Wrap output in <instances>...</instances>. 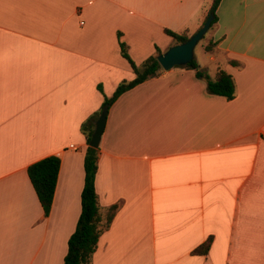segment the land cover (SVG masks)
<instances>
[{
	"label": "crops",
	"instance_id": "crops-1",
	"mask_svg": "<svg viewBox=\"0 0 264 264\" xmlns=\"http://www.w3.org/2000/svg\"><path fill=\"white\" fill-rule=\"evenodd\" d=\"M212 1L0 0V264L64 263L83 123L93 133L105 98L136 76L120 40L140 65L174 45L165 29L194 34ZM216 13L217 45L197 62L232 75L233 99L176 66L110 104L95 188L103 214L118 209L92 264H264V0ZM50 155L61 166L45 215L28 167Z\"/></svg>",
	"mask_w": 264,
	"mask_h": 264
},
{
	"label": "trees",
	"instance_id": "trees-1",
	"mask_svg": "<svg viewBox=\"0 0 264 264\" xmlns=\"http://www.w3.org/2000/svg\"><path fill=\"white\" fill-rule=\"evenodd\" d=\"M222 0H213L209 14H214L211 27L217 22V8ZM205 19V21H206ZM204 21V22H205ZM210 27V28H211ZM166 33L174 39V44L183 43L190 38L187 31L178 33L165 29ZM217 42L210 41L205 50L211 52L216 47ZM121 54L131 64L136 76L132 80H123L119 83L112 97L105 98L104 105L112 104L122 93L137 86L138 84L157 76L162 67L156 55L147 57L142 64L135 63L128 51L126 42L120 40ZM158 54L162 53L160 47L156 46ZM196 69L198 78H203L207 82L208 91L212 94L221 95L228 100L236 96V88L233 77L226 70L219 68L215 77L211 78L204 70H201L197 60L194 58L185 66ZM99 89L102 90L101 85ZM89 120L83 123V131L90 141L92 129L87 131ZM98 148L88 146L85 154V184L81 193L82 210L79 216L75 231L71 234L68 241V250L64 257L63 264H92L93 256L97 250L98 242L102 233L108 229L118 209V204L108 208L105 214L102 213L99 196L95 188V178L98 170ZM61 166V158L58 155H50L39 161L34 162L28 167V175L34 189L38 195L45 215H49L54 193L58 181V174ZM211 240H208L195 249V253H206L210 247Z\"/></svg>",
	"mask_w": 264,
	"mask_h": 264
},
{
	"label": "water",
	"instance_id": "water-1",
	"mask_svg": "<svg viewBox=\"0 0 264 264\" xmlns=\"http://www.w3.org/2000/svg\"><path fill=\"white\" fill-rule=\"evenodd\" d=\"M214 14H209L203 25L183 42L170 46L167 50L157 55L159 64L164 70H170L176 66H185L195 58V48L200 40L208 33ZM110 108V103L104 105L96 121L95 129L89 141V145L98 148L106 126V120Z\"/></svg>",
	"mask_w": 264,
	"mask_h": 264
},
{
	"label": "rangeland",
	"instance_id": "rangeland-1",
	"mask_svg": "<svg viewBox=\"0 0 264 264\" xmlns=\"http://www.w3.org/2000/svg\"><path fill=\"white\" fill-rule=\"evenodd\" d=\"M209 41V33H207L201 40L200 42L197 44L196 48H195V59L197 61H201L203 62L206 58V51L204 49L206 43ZM116 90V89H115ZM115 92V91H114ZM114 94V93H113ZM113 96V95H112ZM110 96V97H112ZM108 97V98H110Z\"/></svg>",
	"mask_w": 264,
	"mask_h": 264
}]
</instances>
